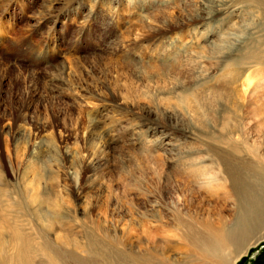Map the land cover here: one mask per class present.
Returning <instances> with one entry per match:
<instances>
[{"label": "rangeland", "instance_id": "1", "mask_svg": "<svg viewBox=\"0 0 264 264\" xmlns=\"http://www.w3.org/2000/svg\"><path fill=\"white\" fill-rule=\"evenodd\" d=\"M263 4L0 0L11 260L21 237L36 264H133L135 244L150 264H180L179 222L232 219L231 199L205 194L196 168L206 157L221 178L224 166L253 165L237 154L243 141L264 159V60L253 59ZM250 26L263 29L251 38ZM239 264H264V241Z\"/></svg>", "mask_w": 264, "mask_h": 264}, {"label": "bare ground", "instance_id": "2", "mask_svg": "<svg viewBox=\"0 0 264 264\" xmlns=\"http://www.w3.org/2000/svg\"><path fill=\"white\" fill-rule=\"evenodd\" d=\"M260 1L264 3V0H258V2ZM252 26L245 29L249 31V37L257 36L258 32L263 29L262 26V29ZM257 43L264 49V39H260ZM262 48L258 55L253 56L254 60H264ZM200 60L202 59L200 58ZM235 60L236 64L240 65L238 59ZM229 80L231 82L232 79L229 78ZM180 97V101H178L182 106L189 104V95L182 94ZM223 130L225 129L223 128ZM239 146L242 150V152L237 151L239 157L250 160L253 165H240L239 169L233 167V170L229 166H224L221 178L218 176L220 173L218 164L214 161L211 165L206 164V157L199 159L196 168L198 187L210 196L222 193L225 198L231 199L234 212L229 222L226 217H220L218 224L215 225H205L194 221L179 222L184 232L183 240L186 248L180 264H239L243 256L248 255L254 247L264 241V159L259 149L247 146L244 141ZM233 149H237V147H233ZM4 237V232H0V264H36L30 255L32 254L31 248L21 237L18 238L21 249L11 260L10 253L6 251L7 243L4 241ZM27 249L30 250L26 253ZM134 250L133 264H150L151 256L146 249H141L139 244H135ZM165 254L167 251L162 252L161 256Z\"/></svg>", "mask_w": 264, "mask_h": 264}]
</instances>
